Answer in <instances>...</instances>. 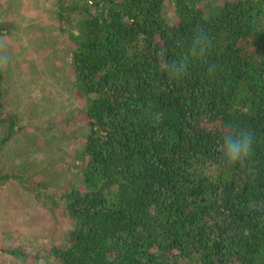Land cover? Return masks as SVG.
I'll return each mask as SVG.
<instances>
[{
    "label": "trees",
    "instance_id": "trees-1",
    "mask_svg": "<svg viewBox=\"0 0 264 264\" xmlns=\"http://www.w3.org/2000/svg\"><path fill=\"white\" fill-rule=\"evenodd\" d=\"M52 13L83 142L62 192L5 171L26 124L0 67V191L52 225L40 247L0 244V264H264V0H56ZM239 131L251 148L226 163Z\"/></svg>",
    "mask_w": 264,
    "mask_h": 264
},
{
    "label": "rangeland",
    "instance_id": "rangeland-1",
    "mask_svg": "<svg viewBox=\"0 0 264 264\" xmlns=\"http://www.w3.org/2000/svg\"><path fill=\"white\" fill-rule=\"evenodd\" d=\"M55 1L0 0V32L3 24H9L6 36L0 33L6 106L26 124L25 131L4 152L8 164L3 168L39 171L52 189L62 192L73 181L71 154L83 142L80 132L84 127L72 136L77 118L83 116L82 104L76 99L65 40L52 13ZM26 199L27 195L19 203ZM51 234L47 210L18 204L7 189L0 191V244L40 247ZM7 260L3 264H9Z\"/></svg>",
    "mask_w": 264,
    "mask_h": 264
},
{
    "label": "clouds",
    "instance_id": "clouds-1",
    "mask_svg": "<svg viewBox=\"0 0 264 264\" xmlns=\"http://www.w3.org/2000/svg\"><path fill=\"white\" fill-rule=\"evenodd\" d=\"M181 66H172L169 70L179 72ZM252 144V134L250 131H239L238 133L228 132L223 137V144L219 151L223 154L226 163L234 164L244 158Z\"/></svg>",
    "mask_w": 264,
    "mask_h": 264
}]
</instances>
